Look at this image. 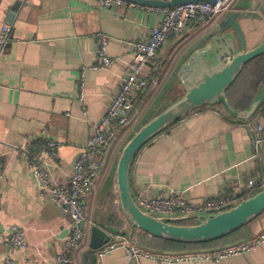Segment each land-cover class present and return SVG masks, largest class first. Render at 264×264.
Segmentation results:
<instances>
[{
	"label": "crops",
	"instance_id": "0c3cea01",
	"mask_svg": "<svg viewBox=\"0 0 264 264\" xmlns=\"http://www.w3.org/2000/svg\"><path fill=\"white\" fill-rule=\"evenodd\" d=\"M257 1V14L239 17L223 30L233 36L238 50L252 49L264 40V0ZM229 16L223 14L207 27L170 38L159 59L146 70L147 77L157 83L136 100L135 117L151 105L159 111L183 95L181 84L172 77L178 60L198 41L208 43L215 27ZM160 19L159 14L139 8L103 10L98 0H0V30L5 25L12 30L10 41L0 48V264L14 226L24 230L27 240V247L13 255L15 264H54L62 253L70 221L39 194L23 154L28 145L38 152L46 140L58 142L60 167L47 157L42 159L56 183L66 182L93 126L133 62L132 43L145 37ZM242 29L253 37L252 43L244 41ZM260 32L263 36L257 41ZM98 33L109 39L107 53L114 63L107 69H95ZM188 40L190 44L182 48ZM258 100L261 103L249 121L226 115L217 107H205L161 133L134 160L130 173L133 195L142 190L165 198L177 193L201 203L224 196L243 200L251 190H261L264 146L256 141L258 127L264 128V76L252 104L238 111H247ZM119 148L118 142L96 189L84 203L94 225L122 240L129 239L131 227L121 213L117 193L114 169ZM243 234L242 241L211 254L264 234V213ZM86 248L76 252L77 264H133L126 259V247L91 259L84 258ZM140 264H264V241L222 259L166 262L145 258Z\"/></svg>",
	"mask_w": 264,
	"mask_h": 264
},
{
	"label": "built area",
	"instance_id": "2783aa9c",
	"mask_svg": "<svg viewBox=\"0 0 264 264\" xmlns=\"http://www.w3.org/2000/svg\"><path fill=\"white\" fill-rule=\"evenodd\" d=\"M98 1L103 10L139 8L157 13L161 19L145 37L132 43L133 62L127 69L118 91L110 98L101 120L93 126V134L72 164L66 182L56 183L42 159V156L47 157L53 160L57 167H60V164L57 163L60 148L58 142L46 140L38 152L28 145L23 154L39 194L58 207L70 221L69 234L64 240L63 251L56 256L54 264H77L76 252L88 246L89 234L94 224L89 218L84 200L93 194L99 177L105 172L110 151L118 144L123 132L131 125L136 100L150 86L157 83L155 79L151 80L147 77L146 70L151 63L159 59V52L172 36L182 37L190 29L209 26L221 14L230 12L236 0H181L186 3L173 7H149L126 0ZM11 36V27L3 26L0 30V48L10 41ZM95 39L97 43L95 69H107L114 63V59L107 53L109 39L103 33H98ZM83 97L84 93L81 92L80 99L82 100ZM257 131L260 136L256 143L264 146V128L259 126ZM255 194V191L251 190L246 198ZM135 201L142 210L148 213L178 216L227 210L237 205L241 200L233 196H224L201 203H193L181 194L172 193L165 198L153 196L148 190H142L135 196ZM263 241L264 234L240 245L218 251L215 255L211 254L214 253L212 251L159 254L141 249L130 239L119 240L116 237V241L105 245L97 252V255L101 258L120 247H126V259L133 264H140V261L145 258L166 262L211 259L214 256L217 259H222L241 254L258 246ZM5 247L6 254L3 264H15L13 255L27 247L24 230L17 226L12 227Z\"/></svg>",
	"mask_w": 264,
	"mask_h": 264
},
{
	"label": "water",
	"instance_id": "95a60500",
	"mask_svg": "<svg viewBox=\"0 0 264 264\" xmlns=\"http://www.w3.org/2000/svg\"><path fill=\"white\" fill-rule=\"evenodd\" d=\"M126 1L149 7H173L186 3L181 0ZM258 8L257 0H236L233 9L227 13L230 16L215 27L209 36L210 41L206 44L198 41L178 60L172 77L181 84L183 95L154 116L150 117L148 113L145 122L121 143L114 169L117 193L121 213L131 227L128 238L138 247L140 246L134 237L135 233L148 234L154 238L181 244L220 240L246 227L264 213V187L254 196L241 200L227 210L164 216L142 210L135 201L130 184L131 168L138 153L161 133L188 115L205 107H216L223 102L239 119L245 121L252 119L261 100L256 101L247 111H236L230 105L227 91L247 64L256 58H264V40L252 49L247 50L244 47L238 50L233 36L224 34L223 30L236 23L239 17L257 14ZM149 108L154 109V105ZM185 221H194L195 224L190 226L178 224ZM114 241L116 239L106 230L94 225L90 231L84 258L91 259V256L97 255L105 245Z\"/></svg>",
	"mask_w": 264,
	"mask_h": 264
},
{
	"label": "trees",
	"instance_id": "16d2710c",
	"mask_svg": "<svg viewBox=\"0 0 264 264\" xmlns=\"http://www.w3.org/2000/svg\"><path fill=\"white\" fill-rule=\"evenodd\" d=\"M263 76V57L256 58L245 66L235 83L227 91V96L230 105L234 110H244L252 104ZM216 107L221 109V111L226 115L231 114V112L227 109L223 102L219 103ZM258 192L259 190L256 193ZM122 224L118 223V225ZM178 224L190 226L194 225L195 222L185 221ZM244 229L245 227L223 239L200 244L175 243L154 238L149 236L148 234L143 233H135L134 237L136 238V241L139 246L142 248L152 251L164 252L166 254H183L190 252H209L214 251L223 246L238 243L245 238L243 234Z\"/></svg>",
	"mask_w": 264,
	"mask_h": 264
},
{
	"label": "rangeland",
	"instance_id": "374dc122",
	"mask_svg": "<svg viewBox=\"0 0 264 264\" xmlns=\"http://www.w3.org/2000/svg\"><path fill=\"white\" fill-rule=\"evenodd\" d=\"M224 15L226 14V13H223ZM223 14H221L220 16H223ZM219 16V17H220ZM240 21V20H239ZM238 24L240 25V23L238 22ZM264 31V30H263ZM242 33H243V38H244V41H248L249 43H252V41L251 40H253V37H250L249 35H248V32L247 31H245L244 29H242ZM262 36H263V34H262V32H260L259 33V35H258V37H256V40L258 41V40H260L261 38H262ZM185 40V39H184ZM182 43H183V41H182ZM190 44V40H188L187 42H184L182 45H181V47L183 48V47H185V46H187V45H189ZM181 48V49H182ZM180 49V50H181ZM180 50H178V53H179V51ZM177 53V54H178ZM177 57L179 56V55H176ZM150 109V108H149ZM147 109V111H144V113L142 114V115H139L138 116V114H137V116L135 117V115L136 114H132V123H131V125L123 132V134L121 135V138H120V141H119V143H120V145H121V143L122 142H124V140L127 138V136L131 133V132H133V131H135L142 123H144L145 122V120H146V117H147V114L148 113H150L149 115H150V117H152V116H154V114H156L158 111H156V110H154V109ZM161 111V110H160ZM159 111V112H160ZM149 117V118H150Z\"/></svg>",
	"mask_w": 264,
	"mask_h": 264
},
{
	"label": "bare ground",
	"instance_id": "6f19581e",
	"mask_svg": "<svg viewBox=\"0 0 264 264\" xmlns=\"http://www.w3.org/2000/svg\"><path fill=\"white\" fill-rule=\"evenodd\" d=\"M246 199V198H245Z\"/></svg>",
	"mask_w": 264,
	"mask_h": 264
}]
</instances>
